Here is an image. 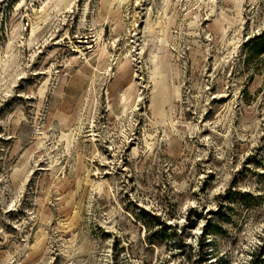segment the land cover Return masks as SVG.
Here are the masks:
<instances>
[{
    "label": "rangeland",
    "instance_id": "rangeland-1",
    "mask_svg": "<svg viewBox=\"0 0 264 264\" xmlns=\"http://www.w3.org/2000/svg\"><path fill=\"white\" fill-rule=\"evenodd\" d=\"M62 1L0 0V264H264V0Z\"/></svg>",
    "mask_w": 264,
    "mask_h": 264
},
{
    "label": "bare ground",
    "instance_id": "bare-ground-1",
    "mask_svg": "<svg viewBox=\"0 0 264 264\" xmlns=\"http://www.w3.org/2000/svg\"><path fill=\"white\" fill-rule=\"evenodd\" d=\"M73 1V0H72ZM72 1H70V0H63L61 3H59V4H56V6H55V8H56V13L57 14H59V13H63L64 11H66V10H68L69 8H71L72 7ZM128 2V0H109L108 1V7H110V6H112L113 4H117V6H118V8L120 9L122 6H124L126 3ZM227 2H229V0H227ZM104 3H105V1H104ZM106 4V5H107ZM89 6V5H88ZM193 12L194 11H189V14L187 15V16H192L193 15ZM46 13H47V16H49L48 14V11H46ZM107 15V14H106ZM46 16V17H47ZM51 16V15H50ZM175 17H176V14L175 15H173L172 16V18H171V24L173 25L174 24V20H175ZM49 19H44V22L46 23V24H49V26H51V24L49 23V20H51L52 18L51 17H48ZM223 18L224 19H227V17L223 14ZM197 19H198V17H197ZM51 23H53V20H51ZM55 25V24H54ZM189 25V29L191 30V31H194L195 32V30L199 27V24H198V22H191V23H189L188 24ZM233 25V23H231L230 24V28H231V26ZM41 30V26L39 25V24H37V26L35 27H33L32 28V37H33V40L32 41H29V43L31 44V43H33V41H35L36 40V38H37V35H38V33H39V31ZM149 33H150V31L147 33V35L149 36ZM230 34V33H229ZM227 35H228V33H227V29L225 28L224 29V31L223 32H218V37H219V39L221 40V41H224L225 39H226V37H227ZM39 36V35H38ZM146 36V35H145ZM229 37V36H228ZM227 37V38H228ZM101 38V36H99V39ZM236 38V37H235ZM234 38V39H235ZM236 40H237V38H236ZM226 41H227V39H226ZM235 40L234 41H231L230 40V42L228 43V46H231V48L233 47V46H235L236 44H235ZM226 43V42H225ZM107 48H105V47H102L101 45H100V50L101 51H105V55L103 54V55H101V54H99L98 55V53H97V56H98V60H99V69H98V71H102V70H104V69H106V70H108L109 71V68H110V62H111V53L109 52V51H107L106 50ZM10 50H12V47H10ZM228 50H230V49H228ZM234 53V52H233ZM232 54V53H231ZM229 55V54H228ZM128 57V56H127ZM121 58V57H120ZM119 58V59H120ZM166 58H168V57H163V56H161V60H160V62H158V64H157V69L160 71V73H162V72H166L165 70H164V67H165V65H167L165 62V59ZM123 59V58H122ZM121 60V59H120ZM226 61V60H225ZM16 64H17V61H13L12 63L10 62V64L8 63V62H5V61H2V62H0V66H1V68L5 71V72H7V73H9V71L11 70V69H13L15 66H16ZM126 64H127V66L126 67H124V65H123V62L121 61L120 63L119 62H117V67H116V69L118 68L120 71L117 73V79L118 80H120V82L121 83H123V84H125L129 79H130V76L132 75V74H135V70H134V68H133V66H132V56L131 57H129L128 58V61L126 62ZM162 65V67H160ZM160 67V68H159ZM173 67H174V71H175V75L177 76V78H179V66L177 65V64H174L173 65ZM225 67V66H224ZM163 70V71H162ZM111 71V70H110ZM109 73V72H108ZM94 75H96V74H94ZM110 75V74H109ZM104 76H105V74H104ZM102 77V76H101ZM100 77V78H101ZM103 78V77H102ZM176 84V82H173V84H172V86L170 87V90H168L169 88V83H168V80H166L165 78L164 79H162V81L161 82H159L158 83V86L160 87V90H161V93H159L160 94V96H159V98H160V104H161V106H162V108H163V106H165V105H167L168 103H170V104H172V103H174V99H175V85ZM95 90V93H96V89H94ZM93 91V90H92ZM92 93V92H91ZM154 93H157V91H154ZM93 96V95H92ZM95 96V95H94ZM94 99V98H93ZM89 101V100H88ZM90 102H93V100L91 101L90 100ZM94 104V103H93ZM91 106L93 107L94 105H92L91 103H87V106H86V108H85V111L86 112H88V111H90V108H91ZM153 108V107H152ZM85 117V116H84ZM119 117H116V119H118ZM83 125H84V123H83V117L80 119V125H79V128H78V133H77V136H74V135H69L68 137H66V142H67V148L69 149L73 144H74V140H76V138L75 137H78V136H80V134L82 133V129H83ZM211 133L213 134V136H214V138H216L217 137V139L220 137H222V138H225L226 140L224 141V144L226 145V146H228V138H229V136H230V131H229V129L225 132V133H221L217 128H215V127H211L210 128V135H211ZM192 134V133H191ZM46 145V144H45ZM45 145H44V142H43V139H40L39 140V142H38V147H45ZM60 146V145H59ZM93 146H94V148H95V152L97 151V149H96V144L95 143H93ZM54 147H56V145L54 146ZM220 147V146H219ZM223 148L222 147H220L219 148V150L218 151H220V150H222ZM225 149V148H224ZM46 151H47V149H45ZM56 154V153H55ZM52 154H50L49 155V165H50V170H51V172H52V174L53 175H57L58 173H59V166L61 165V164H59V159H58V156H61L60 154H57L56 155V159H54L52 156H51ZM223 157H224V153L222 154V156H221V158L223 159ZM61 159V158H60ZM108 164H102V166H107ZM106 169V168H105ZM108 174L109 175H113V173L112 172H107V174L104 176V174L102 175V177H98L99 178V180L102 178V179H105V178H107V176H108ZM107 184V187L110 189V185H109V183H108V181L107 180H103V181H99V182H94V180H92L91 178H90V176L89 175H87V182H86V185H87V187L89 188L90 186H93V187H97V189L100 191L99 193L102 195L101 196V199H102V197H104V195H105V192H103V190H104V186ZM249 232V231H248ZM251 232V231H250ZM249 232V233H250ZM253 236V235H252ZM249 237V236H248ZM251 237V236H250ZM246 249V248H245Z\"/></svg>",
    "mask_w": 264,
    "mask_h": 264
},
{
    "label": "trees",
    "instance_id": "trees-1",
    "mask_svg": "<svg viewBox=\"0 0 264 264\" xmlns=\"http://www.w3.org/2000/svg\"><path fill=\"white\" fill-rule=\"evenodd\" d=\"M253 51L256 52L257 54L261 53L264 51V41H260L256 44L253 45Z\"/></svg>",
    "mask_w": 264,
    "mask_h": 264
}]
</instances>
